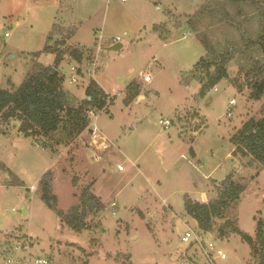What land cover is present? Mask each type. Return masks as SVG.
<instances>
[{"label":"rangeland","instance_id":"374dc122","mask_svg":"<svg viewBox=\"0 0 264 264\" xmlns=\"http://www.w3.org/2000/svg\"><path fill=\"white\" fill-rule=\"evenodd\" d=\"M206 1L0 0V86L15 90L37 63L53 64L55 54L42 52L48 35L54 45L72 33L59 47L83 45L97 55L99 70L93 79L112 100L98 126L113 141L103 158L95 160L87 130L71 144L51 148L54 141H48L45 149L44 139L24 135L18 125L3 128L0 264L14 242L27 234L33 236L35 254L48 258L49 264H208L194 245L181 240L185 224L199 230L185 212L184 195L200 199L206 191L208 199L216 196L211 178L221 181L231 172L247 188L226 217L255 235L256 218L264 217V165L234 155L231 136L244 121L264 117V98H251L245 76L251 59L264 62V53L245 48L237 27L210 15L196 17ZM210 1L239 20L253 19L256 12L253 6L230 0ZM256 22L246 24L253 39ZM162 23L166 25L155 31L154 24ZM116 35L123 48L107 51ZM101 36L104 47L97 51ZM205 36L220 50L234 53L228 64L230 77L200 97L201 84L194 79L199 70L193 67L206 55L200 40ZM8 51H17L15 62L2 61ZM74 64L66 54L59 70L69 104L79 105L91 78L85 75L71 83ZM143 72L152 77L140 89L144 98L126 105L127 86ZM232 98L236 104L229 117L226 107ZM160 118L172 124L165 128ZM47 173L57 209L65 213L79 205L82 187L93 184L105 207L88 218L91 230L74 231L42 199L40 181ZM221 222L217 220V226ZM201 234L226 252L227 258L216 259V264L249 263L250 246L239 234L224 239L217 231Z\"/></svg>","mask_w":264,"mask_h":264},{"label":"trees","instance_id":"16d2710c","mask_svg":"<svg viewBox=\"0 0 264 264\" xmlns=\"http://www.w3.org/2000/svg\"><path fill=\"white\" fill-rule=\"evenodd\" d=\"M230 1L255 7L256 12L253 19L234 18L227 9L214 5L210 0H207L206 4L197 10L195 16L199 18L208 15L214 16L237 27L241 34V41L245 43V48L260 50L264 53V0ZM253 20L257 21L255 39L250 37L246 27V24ZM188 23L194 29L190 20ZM161 25H166V23L155 24L154 30H158ZM181 25L182 23L177 24V27H181ZM70 36L72 33L52 45L50 44L51 34H49L42 52L55 54L53 64L37 63L36 67L25 75L15 90L0 86V133L4 132L5 126L17 121L19 132L26 136L44 139V148L50 146L47 145L48 141H54L51 148H54L55 145L71 144L87 129L88 111L92 108L102 109L107 104V99L111 95L93 78L90 79L85 89L86 98L79 105L69 104L67 94L62 87L64 75L61 74L59 67L66 54L75 63L82 64L84 60L92 58L94 53L93 49L80 46L61 49L59 46L66 45ZM200 40L206 49V55L196 62L193 71L199 70L194 73L196 77L194 79H197L201 84L199 96L205 97L219 82L230 77L228 64L232 59L234 49L220 50L206 36L200 37ZM39 55L40 52L35 53V56ZM251 64V69L245 73L247 85L252 90L251 98L260 100L264 98V62L252 58ZM126 91L124 103L130 105L135 98L139 97V83L137 81L130 83ZM231 142L234 147V155L249 157L253 162L264 165V117L260 119L252 117L244 121L242 126L231 136ZM190 153L191 155L195 154L193 147L190 148ZM77 182L76 177L73 179V185H77ZM212 183L216 196H211L208 201L195 199L187 193L184 195L186 214L196 221L201 233L217 231L216 236L220 239L229 238L232 234H239L241 239L250 246L248 264H264V217L256 218L254 236L243 231L235 220L226 217L227 210L237 203L247 188L246 183L236 180L233 172L223 180H213ZM40 184L43 188L42 199L56 210L61 221L74 231L91 230L92 225L88 218L98 215L105 207L101 198L94 193L91 183L82 187L79 205L71 207L65 213L57 209L56 196L51 193L48 173L41 179ZM217 220H222L218 226ZM116 259L120 260V257H116ZM84 264H88V261H85Z\"/></svg>","mask_w":264,"mask_h":264},{"label":"built area","instance_id":"2783aa9c","mask_svg":"<svg viewBox=\"0 0 264 264\" xmlns=\"http://www.w3.org/2000/svg\"><path fill=\"white\" fill-rule=\"evenodd\" d=\"M10 33L6 32V36H9ZM102 36L98 43V50L102 49ZM122 40L121 36L116 35L111 38L112 43L120 42ZM111 44V43H110ZM97 48V46H96ZM73 73L71 74V83H78L79 79H83L85 75L89 78L96 76L99 70V63L97 55H93L92 58L86 59L82 64L75 63L71 67ZM141 78L145 82H151L152 77L150 73L143 72ZM141 89V87H140ZM111 103V96L107 99V104L102 109L92 108L88 111L89 123L87 126V131L89 132V148L93 159L100 160L103 158V155L113 144V141L103 132L102 129L98 126V118L102 112L107 109V106ZM236 104L234 98L230 99L227 104V115L230 117L233 115V107ZM159 123L168 128L172 121L169 118H160ZM85 130V131H86ZM81 135V134H80ZM119 169H122V166H119ZM116 203H113V207ZM186 229L184 234L181 236L183 242L190 243L194 245L195 248L201 253L205 262L208 264H216V259H226L227 254L222 247L218 246L215 241L205 238L204 235L199 232V230L194 229L189 224H185ZM35 241L31 234L25 235L22 239L16 240L12 245L11 252L9 256L4 259L1 264H49L48 258L45 256H39L34 252ZM183 251V250H180Z\"/></svg>","mask_w":264,"mask_h":264},{"label":"water","instance_id":"95a60500","mask_svg":"<svg viewBox=\"0 0 264 264\" xmlns=\"http://www.w3.org/2000/svg\"><path fill=\"white\" fill-rule=\"evenodd\" d=\"M105 48H106L107 51H111V50L119 51V50H121L123 48V43H121V42L112 43V44L107 45ZM16 57H17V51H8L2 57V61L4 62V61H6L8 59H11V60H13V62H15L16 61ZM139 98L141 99L142 97H139ZM13 125L17 126V125H19V123L17 121H15V122H13ZM24 212H25V210H24Z\"/></svg>","mask_w":264,"mask_h":264},{"label":"crops","instance_id":"0c3cea01","mask_svg":"<svg viewBox=\"0 0 264 264\" xmlns=\"http://www.w3.org/2000/svg\"><path fill=\"white\" fill-rule=\"evenodd\" d=\"M155 25V24H154ZM185 37V36H184ZM80 45V44H79ZM80 46H83V45H80ZM139 81V85H140V87H141V89H142V87L144 88L145 87V85L146 84H148V82H145V81H143L142 80V78L140 77V79L139 80H137V82ZM152 81V80H151ZM150 83V82H149ZM102 87V86H101ZM106 91V90H105ZM107 92V91H106ZM108 93V92H107ZM108 94H110V93H108ZM139 97H142L141 99H143L144 98V96H139ZM138 97V98H139ZM140 100V99H139ZM190 142H194L195 141V138H193V139H190L189 140ZM192 147V146H191ZM190 147V148H191ZM193 149H194V147H193ZM233 150H234V147L232 148V152H233ZM194 151H195V154L193 155V157H196L197 156V151H196V149H194ZM255 163V162H254ZM232 173V172H231ZM230 174V173H229ZM208 177V176H207ZM8 178H9V175H8ZM211 178V177H210ZM212 180H217V179H214V178H211ZM217 181H219V180H217ZM207 194L208 193H206V191H202L201 192V198L200 199H198V200H201V201H208L209 199L207 198ZM208 199V200H207ZM125 207H127V206H125ZM26 212V211H25Z\"/></svg>","mask_w":264,"mask_h":264}]
</instances>
